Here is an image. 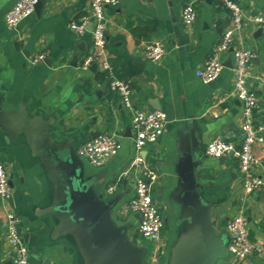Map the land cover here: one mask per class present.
<instances>
[{
  "label": "crops",
  "instance_id": "0c3cea01",
  "mask_svg": "<svg viewBox=\"0 0 264 264\" xmlns=\"http://www.w3.org/2000/svg\"><path fill=\"white\" fill-rule=\"evenodd\" d=\"M16 1L0 0V159L12 181L10 196L0 197V264H16L6 237L9 212L21 219L31 264H100L101 255L82 225L60 229L66 215L57 208L65 201L66 185L58 167L69 157L94 196L116 200L114 219L140 250L143 264H176L200 239L192 208L183 202L186 154L193 159L200 193L211 204L217 234L227 237L228 222L243 210L250 236L264 245V187L247 193L238 159L206 154L215 137L241 142L242 106L233 91L236 48L256 54L249 85L259 98L256 119L264 121V36L248 20L264 10V0H237L248 19L223 54L222 73L208 83L197 72L232 26L231 12L222 0H121L106 9L103 48L94 46L92 29L79 35L70 27V21L89 14L91 0H48L40 14L34 11L10 27L5 18ZM189 3L197 14L192 24L183 18ZM158 39L166 43V53L152 62L145 48ZM93 51L101 52V58L130 83L134 108L155 109L152 102L157 101L168 115L163 136L144 151L159 174L153 183L165 224L159 242L139 235V215L129 209L139 174L134 166L133 109L109 87L99 66L82 68ZM37 54H45L51 63L33 62ZM96 131L115 133L121 144L119 153L102 166L78 153ZM255 153L260 159L256 171L264 175V141L256 143ZM113 185L116 190L109 193ZM226 249L227 255L216 264H232ZM246 264H264V254L249 257Z\"/></svg>",
  "mask_w": 264,
  "mask_h": 264
},
{
  "label": "built area",
  "instance_id": "2783aa9c",
  "mask_svg": "<svg viewBox=\"0 0 264 264\" xmlns=\"http://www.w3.org/2000/svg\"><path fill=\"white\" fill-rule=\"evenodd\" d=\"M39 0H17L6 14V23L10 27L20 24L35 11ZM121 0H91L90 12L80 20L70 21V27L82 34L88 30L92 23L94 46L103 48L105 45L108 19L106 9L109 6H118ZM222 5L229 9L232 15V26L229 27L221 41L214 45L211 56L206 64L197 72L206 83L216 80L225 68L223 54L232 46L234 35L240 33L245 21L250 20L257 28L262 30L264 36V10L247 18L243 6L237 0H222ZM196 10L192 3L183 9V18L187 24L196 20ZM166 53V43L154 40L147 44L145 57L147 60L157 62ZM256 54L247 48L239 47L233 51L234 82L233 91L242 106L241 142L235 143L224 137L213 138L206 146V154L213 158L232 156L238 159L242 175L244 190L253 193L264 187V175L256 171L260 159L255 153V145L264 141V121H257L256 112L259 109L258 95L251 89L250 64ZM45 54H37L33 62L43 61ZM94 62L106 74L109 87L117 92L123 103L133 109L132 131L135 148L134 166L139 171L136 178L135 191L129 201V209L139 214L138 232L145 239L160 241L163 238L164 219L160 208L153 196V183L159 179V174L144 156L145 149L159 142L168 125V115L160 109H137L133 107L132 87L130 83L119 77L114 66L101 58V52L89 53L82 63V68L88 69ZM121 148L119 137L112 132H102L98 136L84 142L78 149L80 156L90 160L96 166H102L119 153ZM116 186L109 187V193H114ZM10 196V177L6 166L0 159V197ZM7 240L15 254L16 264H31L30 249L22 241L20 231L21 219L16 214L8 213ZM229 235L228 250L233 256L232 264H246L249 257L264 254V245L254 240L249 233L248 224L243 210L228 222Z\"/></svg>",
  "mask_w": 264,
  "mask_h": 264
},
{
  "label": "water",
  "instance_id": "95a60500",
  "mask_svg": "<svg viewBox=\"0 0 264 264\" xmlns=\"http://www.w3.org/2000/svg\"><path fill=\"white\" fill-rule=\"evenodd\" d=\"M47 1H38L35 6L36 13L42 12ZM92 28L90 23L88 29ZM79 48L84 50L82 44ZM46 62L51 63V59H46ZM136 64L144 67V62L136 61ZM97 67L98 63L94 62L91 69L96 70ZM152 106L160 109L157 101L152 102ZM99 134L100 132L96 131L92 136ZM225 158L221 157L220 160ZM57 159L62 160L58 156ZM184 162L185 172L181 184L184 190L183 202L192 208V218L199 227L200 239L195 249L181 253L176 264H216L218 259L227 255L226 246L230 238L228 234L227 237L217 234L210 215L211 204L200 193L192 157L186 154ZM58 170L62 173V181L66 185L65 201L57 208L66 215L60 229L82 225L87 231L90 245L101 255L100 264H143L140 250L132 245L127 230L119 227L114 219L113 208L116 200L104 199L101 194L94 196L90 192L89 183L82 177V170L71 157L62 160ZM22 241L26 242L25 239Z\"/></svg>",
  "mask_w": 264,
  "mask_h": 264
}]
</instances>
